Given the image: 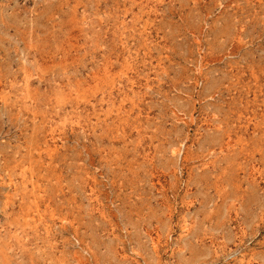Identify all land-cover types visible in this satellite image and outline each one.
I'll return each mask as SVG.
<instances>
[{"label": "rangeland", "instance_id": "obj_1", "mask_svg": "<svg viewBox=\"0 0 264 264\" xmlns=\"http://www.w3.org/2000/svg\"><path fill=\"white\" fill-rule=\"evenodd\" d=\"M0 264H264V0H0Z\"/></svg>", "mask_w": 264, "mask_h": 264}, {"label": "bare ground", "instance_id": "obj_2", "mask_svg": "<svg viewBox=\"0 0 264 264\" xmlns=\"http://www.w3.org/2000/svg\"><path fill=\"white\" fill-rule=\"evenodd\" d=\"M51 148V147H50ZM53 149V148H52ZM55 149V148H54ZM50 151V150H49ZM30 216V215H29ZM28 218V217H27ZM24 220V219H23Z\"/></svg>", "mask_w": 264, "mask_h": 264}]
</instances>
